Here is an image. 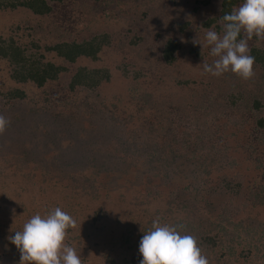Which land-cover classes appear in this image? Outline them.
I'll use <instances>...</instances> for the list:
<instances>
[{
    "label": "trees",
    "instance_id": "obj_1",
    "mask_svg": "<svg viewBox=\"0 0 264 264\" xmlns=\"http://www.w3.org/2000/svg\"><path fill=\"white\" fill-rule=\"evenodd\" d=\"M82 1L87 5L101 0ZM177 1H182L185 9L198 15L213 0H162L160 4L175 5ZM214 1V13L206 21L201 20L200 24L205 30L214 27L219 32V18L230 13L243 0ZM19 10H25L35 18H50L52 21L44 29L39 28L38 24L36 33H43L42 37L30 42V45L15 39L13 34L22 31L19 25L9 27V33L5 36L2 29H6V25L0 26V61L7 63L9 79L15 84L7 92L1 91L0 86V96L4 98L5 105L11 103L10 107L15 102L24 101L14 116L19 117L10 118L9 114L8 117L5 113L9 110L0 113L10 121L5 132L0 134V149L8 152V156L4 157L7 167L13 165L14 171L18 172L20 164L30 162L28 156L13 153V143L20 140L19 134L30 133V129L14 130L13 126L21 121L23 125L31 121L27 120L28 117L39 115L35 113L36 108H29L30 104H34L33 100L25 104V87L53 95L55 100L65 97L59 93L67 96L71 94L74 102H66L60 111L50 114L45 111L49 114L46 120L54 119L57 126L65 123L71 127L76 123L83 124L90 115L93 118L109 113L106 121L98 119V123L92 124L93 128L84 138L92 135V142L88 145L91 151L101 149L100 152L112 153L118 159L116 165L119 166L113 169V175L108 174L106 182H97L94 188L105 192L104 197H109L113 204L108 205V211L113 212L119 222L138 216L135 212L122 213L126 209L122 201L124 197L134 199L139 206L150 205L154 213L146 214L150 217L160 216L161 224L183 225L184 232L197 239L209 264H264V40L254 36L248 42L250 55L255 58L254 72L259 78L254 74L257 86L247 96L245 92L248 91L240 89L235 74L227 80L220 76L214 82H201L203 94L190 102L177 94L169 98L154 97L150 92L135 93L133 89L137 88L139 80L150 79L154 71L137 69L136 61L128 64L121 61L115 70L132 83L128 88L111 95L113 99L118 95L123 97L118 100H122L124 109L118 111L114 103L108 102V105L101 100L105 85H112V72L106 66L98 65L102 57L107 55L106 51L115 47L113 36L108 32L89 33L86 36L75 32L76 21L72 14L74 10L80 14L84 12L74 5L73 0H0V12ZM146 16L143 13L141 20ZM188 22L177 23L178 32L184 31ZM23 29H26L25 25ZM154 34L158 40L154 51L156 61L165 67L174 66L182 50L179 41L170 36H160L159 32ZM146 36L148 33L142 29L135 30L133 35L125 34L128 40L126 45L143 46L149 42ZM188 53L195 59L204 57L194 45H190ZM62 77L67 78L64 87L66 93L47 90V85L58 83ZM172 82L184 88L191 81L173 79ZM83 93L84 99H80ZM92 97H96L94 102L89 101ZM75 102L80 104L82 112H72ZM64 113L69 114L68 119V114ZM223 118L227 122L219 125L218 122ZM37 119H42L43 124L47 125L44 118ZM86 122L91 123L90 120ZM228 129L234 130L232 136L240 133L247 137V142L226 141L227 136L223 135ZM116 130L125 134L124 142L120 145L119 139H112L113 144L103 148V140L115 135ZM62 155V152H53L56 159ZM61 165L55 166L65 173L64 176H74L66 174ZM97 173H101L98 178L103 175L101 171ZM115 184L117 191L116 186L115 191L113 188ZM164 197L166 202L163 204L161 200ZM127 202L130 201L127 199ZM254 209L258 211L253 213ZM46 210L45 215L48 213ZM94 217L99 218V213ZM162 219L166 222L162 223ZM25 222L26 219L21 222V226ZM143 231L138 234L140 239L144 235ZM139 246L131 245L128 248L125 263L140 264L142 256L138 253ZM4 248L8 249L10 245ZM12 254H6L4 258L9 264L14 260ZM19 255L17 253L16 257ZM4 259L0 256V262Z\"/></svg>",
    "mask_w": 264,
    "mask_h": 264
},
{
    "label": "rangeland",
    "instance_id": "obj_2",
    "mask_svg": "<svg viewBox=\"0 0 264 264\" xmlns=\"http://www.w3.org/2000/svg\"><path fill=\"white\" fill-rule=\"evenodd\" d=\"M73 1L74 5L84 12L80 14L74 10L72 14V18L76 21L75 32H79L80 36L102 32H108L113 36L115 47L111 51H106L107 55L102 57V61L98 65L106 66L112 72V85H105V88L101 91V100L108 105V102L114 103L117 105L118 111L124 109L121 103L122 100H118L123 97L118 95L113 99L111 95L121 92L122 89L128 88L132 83L130 80L123 79L119 72L115 70V66L121 61L126 64L136 61L138 65H134L137 69L154 71L150 79H140L139 85H136L137 88L133 89L135 93L150 92L154 97L170 98L177 94L182 96L185 101L190 102L203 94L201 82L207 84L208 81L214 82L217 80L216 77L203 71L202 64L204 60L211 64L215 59L209 55L210 48L205 47L203 51L202 45H194L192 43L198 35L203 42L206 30L201 27L200 21H206L214 13L216 8L214 0L209 7H205L200 11L199 16L185 9L182 1H177L175 5L160 4L162 0H101L95 3H87V5L86 3L83 4L82 0ZM143 13L147 16L141 20ZM51 21L50 18H35L25 10L0 12V26L6 25L4 26L6 29H2L3 36L9 33L7 30L9 27L15 28L19 25L22 31L13 35L16 40L18 39V41L26 45H30V42L38 41L42 37L43 33H36L38 24L40 25L39 28L44 29L51 24ZM182 21H189V25L184 28V31L178 32L177 23ZM23 25L26 26V29H23ZM138 29L148 33L146 39L149 42L143 46L139 43V45L134 47L127 46L128 40L125 39V34L133 35L135 30ZM156 32H159L160 36H170L179 41L182 50L178 53L179 60L174 66L165 67L156 61L155 57L157 56H155L156 53L154 52L158 41L156 34H154ZM190 45L198 47L201 53L203 51L204 57L193 58L188 53ZM8 73L7 63L0 61V86L3 92L15 87V84L9 79ZM254 73L259 78L257 72ZM232 77H234V74L231 72L221 76V78L226 80ZM237 78L240 83L238 84L240 89L248 91L245 92L246 96L257 86V80L254 76L248 81ZM173 79L190 80L191 82L184 88H180L173 84ZM66 83L67 78L62 77L58 83H51L46 87L47 90L51 89L56 93H66L64 90ZM25 90L27 95L25 104L28 100H33L34 104H30L29 108H36V110H33L37 111L35 113L39 115L32 116V118L28 117L27 120L31 121L25 122L23 125L21 121L20 124H16L12 128L14 130L16 128L21 130L30 129L29 134H19L18 138L20 140L13 143L15 149L13 153L28 156L30 159L28 164H20L17 167L18 172H15L13 165L9 168L4 162V157L8 156L7 150L0 149V256L4 259L6 254L10 256L13 253L14 260L10 261V264H19L20 255L16 256L17 253H20L16 246L10 243L8 237L14 235L15 231L22 229L21 222L23 220L26 219L27 221L37 213L44 216L46 208H48L46 211L49 212L56 207H60L76 221V228L68 230L66 243L76 249L77 254L81 257L82 264H127L124 262V257L127 256L128 248L131 245H140L141 239L138 234L143 230L147 232L156 218L160 220V216L150 217L146 214V212L149 214L154 213V209L150 208V205L145 206L143 204L139 206L134 199L130 200L124 197L122 201L126 205V209L122 213L135 212L138 216L134 217V215L132 216L133 218H129L127 221L124 218L119 222L118 217L114 216L113 212L110 213L108 211V205L113 204L109 197H104L105 192H100L94 188L97 182L105 183L107 175H113L111 172L119 166L116 165L118 159L114 154L100 152L99 150L101 149H97L96 152L95 150L91 151L92 149L88 145L90 141L92 142V135L84 138L87 136L86 133L93 128L92 124L94 125L96 121L98 123V119L101 122L106 121L109 118V113H103L101 117L92 118L91 115L90 117L88 116L90 119H86L90 120L91 123L86 122V120L83 124L76 123L71 127H68L65 123L57 126L54 119L47 121V116L52 111L62 110L66 102H74V97L71 94L67 96L59 93L58 95L65 97H63V100H55L53 95L35 91L29 86L25 87ZM79 98L84 99V93ZM93 98H89V101L94 102L96 97L95 99ZM3 99L0 96V113L9 110L8 113H5L7 116L9 114L10 118L14 119L19 117L14 116L23 106L22 103L24 101L22 103L15 102L10 107L11 103L7 106ZM44 99L48 100L44 101ZM74 104L72 112L83 111L78 102ZM45 111H49V114H46ZM117 114L120 113L117 112ZM37 118L47 119V125L43 124L42 119L38 120ZM120 119L118 118V120ZM226 122L227 119L223 118L218 123L222 125ZM27 123L28 126L26 127ZM180 131H183V129ZM114 132L115 135L103 140L101 144L103 148L110 147L113 144L112 139H119L120 145L124 142L125 134H121L119 130ZM233 132L234 130L232 129L226 130L223 135L227 136L228 139L225 138L226 141H229V143H234V141L247 142V137L240 133L232 136ZM78 139L81 140L79 141ZM21 147L22 149H20ZM52 151L62 152L65 158L62 155L60 159H56L57 156H53ZM124 153L129 154L130 152ZM59 164H62L61 168L66 170V174L70 173V175L74 174V176H64L65 173H61L59 168L55 166ZM158 168L163 169L161 167ZM97 171L103 173L100 178L98 177L101 173L98 174ZM123 173L126 175V171ZM83 176L87 178H81ZM88 180L89 182H87ZM84 183H88V185ZM115 186L117 191L116 184L113 185L114 191ZM110 189L109 191H111ZM165 197L161 200L163 204L166 202ZM127 199L130 202H127ZM116 205L118 204L116 203ZM173 206H175V203ZM13 209H15V214L12 212ZM257 211L254 209L253 213ZM96 213H99V218L97 219L94 217ZM163 222H166L165 219H162ZM6 245H10L8 249L15 252L5 249L4 246ZM138 253L140 252L138 251ZM0 264L9 263L4 259L1 260Z\"/></svg>",
    "mask_w": 264,
    "mask_h": 264
},
{
    "label": "clouds",
    "instance_id": "obj_3",
    "mask_svg": "<svg viewBox=\"0 0 264 264\" xmlns=\"http://www.w3.org/2000/svg\"><path fill=\"white\" fill-rule=\"evenodd\" d=\"M219 23V32L210 27L203 42L199 35L192 41L202 45L203 51L209 47V55L215 58L211 64L204 60L203 71L213 77L231 72L244 81L251 80L255 58L250 55L248 42L254 36L264 40V0H243L230 13L223 14ZM9 123L0 115V134ZM12 212L15 214V209ZM76 226L70 214L56 207L44 216L33 215L8 240L20 253L19 264H82L76 249L66 243L68 230ZM139 252L140 264H209L197 239L186 234L183 225L161 224L159 218L144 232Z\"/></svg>",
    "mask_w": 264,
    "mask_h": 264
}]
</instances>
